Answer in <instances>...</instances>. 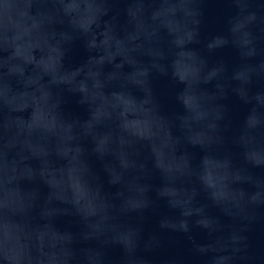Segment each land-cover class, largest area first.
I'll return each mask as SVG.
<instances>
[{"label": "water", "instance_id": "obj_1", "mask_svg": "<svg viewBox=\"0 0 264 264\" xmlns=\"http://www.w3.org/2000/svg\"><path fill=\"white\" fill-rule=\"evenodd\" d=\"M0 264H264V0H0Z\"/></svg>", "mask_w": 264, "mask_h": 264}]
</instances>
